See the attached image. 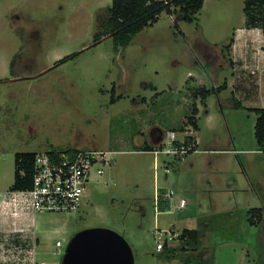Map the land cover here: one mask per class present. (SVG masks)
<instances>
[{
  "label": "rangeland",
  "instance_id": "374dc122",
  "mask_svg": "<svg viewBox=\"0 0 264 264\" xmlns=\"http://www.w3.org/2000/svg\"><path fill=\"white\" fill-rule=\"evenodd\" d=\"M248 3L205 0L193 22L164 11L117 46L107 34L94 41L112 0H0V191L14 182L18 152L116 151L103 175L92 172L77 211L45 212L40 258L61 264L57 240L65 251L75 233L106 227L127 239L135 264H169L157 248L160 231L196 228L197 245L178 238L169 245L203 252L205 264H264V221L249 212L264 204L255 112L220 89L206 107L199 102L198 151L169 158L166 173V155L140 150L150 124L170 130L187 115L188 86L230 79L225 46L247 24ZM160 188L174 189L188 208L174 202L172 212L158 213Z\"/></svg>",
  "mask_w": 264,
  "mask_h": 264
},
{
  "label": "built area",
  "instance_id": "2783aa9c",
  "mask_svg": "<svg viewBox=\"0 0 264 264\" xmlns=\"http://www.w3.org/2000/svg\"><path fill=\"white\" fill-rule=\"evenodd\" d=\"M198 144L195 129L189 124L181 131L167 130L163 132L158 143L146 151L154 152L155 155H166L168 158L165 161V170L168 173L170 171L169 158L184 159L189 153L199 150ZM59 151L57 154H51L49 151L36 154L31 188L0 192L2 196H9L10 199L4 200V202L12 205L13 215H18L20 210L24 209L42 213L77 211L85 196L87 184L92 178V172L95 171L98 176L103 175L105 168L112 164L116 154V151L98 148H81L74 152L68 149ZM156 200L158 213L163 212L159 209V204L162 201H168L170 204V208L165 212H172L174 202L179 210L188 205V200L177 195L171 188H160L157 191ZM17 230L23 231L24 229ZM160 232L166 235L164 240L157 243V248L160 251L165 242L169 243L177 239L182 233L175 229ZM56 252L60 255L64 254L61 240L57 241ZM29 254L28 257L19 260L31 264H55L47 259H37L38 253L35 248L31 249Z\"/></svg>",
  "mask_w": 264,
  "mask_h": 264
},
{
  "label": "crops",
  "instance_id": "0c3cea01",
  "mask_svg": "<svg viewBox=\"0 0 264 264\" xmlns=\"http://www.w3.org/2000/svg\"><path fill=\"white\" fill-rule=\"evenodd\" d=\"M245 15V22L247 24H245L243 27H238L236 30H234V34L232 36V38L234 39V43L231 45L229 50V58H231L229 59L231 77L230 79H226L221 89H227L232 92L234 98L232 105L236 107L246 108L249 109L251 112H254L255 108L264 107V15L260 14V10H258L255 14L251 15L250 17L247 16V14ZM208 47L210 46H207L206 50L208 49ZM210 48L211 55H215L216 57L218 53H216V50L214 49L217 48ZM208 59L209 58H207V60ZM213 69L214 68H212V72L214 71L215 73L218 70L217 68V70ZM198 83L202 86L204 85V80L200 79L198 80ZM217 87L219 86L214 85V88ZM188 88L190 89L189 86ZM182 96H185L182 97L184 98L185 103L188 102L186 103V105H190L189 111L187 115L182 117L177 123L173 124L170 130L178 131L182 123L191 113V108L194 102H196L198 108V113L196 114V118L198 121V115L200 111L199 102L204 105V107H206L207 100L209 98L208 97L206 103H204L199 98L197 100L192 98V94L189 98V93ZM144 101V98H142L141 100L135 101V103H143ZM237 101L239 102L238 106L236 105ZM178 102L181 103L182 101L180 100ZM206 112L210 115V110H207ZM148 127L150 128V139H145L144 141L142 140V144H149L153 146L154 144L158 143L163 132L167 130L162 129L158 124H154L153 126H151L150 124ZM198 129H195V131ZM196 138L198 139L197 136ZM198 145H200V141ZM139 146L140 144H137L136 147ZM261 151L264 152L263 150ZM8 199H10L9 196L5 197L0 195V264H31L29 262L23 263L19 259L28 257L29 251L33 248L37 250V259H45L39 257V246L41 245V235L43 231L41 218L45 216V213L34 212L31 209H24L20 210V213L18 215H13L12 205L4 202V200ZM168 208H170V204L168 201L160 202V210L165 212L166 210L168 211ZM261 208L264 209V204L263 206L261 205ZM182 210L183 209H181L180 211ZM263 221L264 218L261 222ZM174 225L175 223L173 224V226ZM19 228H22L24 230L18 231L17 229ZM57 241L55 243V248H57ZM14 246L19 247V250L17 251L19 252V254L17 256V253L12 251Z\"/></svg>",
  "mask_w": 264,
  "mask_h": 264
},
{
  "label": "trees",
  "instance_id": "16d2710c",
  "mask_svg": "<svg viewBox=\"0 0 264 264\" xmlns=\"http://www.w3.org/2000/svg\"><path fill=\"white\" fill-rule=\"evenodd\" d=\"M205 0H112V4L108 9V14L105 21L100 25L101 30L96 34L94 41L100 42L103 35L107 34L114 38L117 46H125L131 42L133 37L141 32L146 26L155 23L162 12L166 11L169 14H176L180 20L193 22L196 14L203 8ZM246 14L251 16L260 10V14L264 15V0H248ZM258 19V18H256ZM178 25V24H176ZM103 29V31H102ZM234 43L231 38L225 48L230 49ZM73 56V55H72ZM71 56L62 59L63 62ZM223 87L208 88L205 85L191 87L192 98L201 99L206 103L207 98L213 92H219ZM239 105V102H236ZM254 112L257 115L255 123V138L260 150L264 151V107L255 108ZM198 108L196 102L193 103L191 113L182 123L178 131L184 130L186 125H192L194 129H198V121L196 114ZM151 145L145 144L140 150H150ZM69 151H76V148H69ZM51 154H57L59 150L49 151ZM36 152L25 151L18 152L15 156V175L14 182L10 190H21L31 188L34 178V160ZM24 172V173H23ZM251 218L258 217V221L264 218V209L261 207L251 208ZM255 223V221H252ZM199 230L196 228H184L178 239L185 241L188 245H197L199 243ZM197 248V247H196ZM160 256L167 260L168 263L181 264H205L203 252L193 253L186 250L185 246H171L165 242L164 247L160 251Z\"/></svg>",
  "mask_w": 264,
  "mask_h": 264
},
{
  "label": "water",
  "instance_id": "95a60500",
  "mask_svg": "<svg viewBox=\"0 0 264 264\" xmlns=\"http://www.w3.org/2000/svg\"><path fill=\"white\" fill-rule=\"evenodd\" d=\"M61 264H135V255L130 243L119 232L106 227H90L70 238Z\"/></svg>",
  "mask_w": 264,
  "mask_h": 264
}]
</instances>
